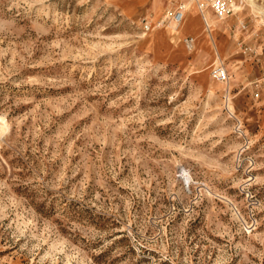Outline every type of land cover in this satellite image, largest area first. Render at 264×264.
<instances>
[{"label": "rangeland", "instance_id": "obj_1", "mask_svg": "<svg viewBox=\"0 0 264 264\" xmlns=\"http://www.w3.org/2000/svg\"><path fill=\"white\" fill-rule=\"evenodd\" d=\"M154 1L0 0V264H264V0Z\"/></svg>", "mask_w": 264, "mask_h": 264}, {"label": "built area", "instance_id": "obj_2", "mask_svg": "<svg viewBox=\"0 0 264 264\" xmlns=\"http://www.w3.org/2000/svg\"><path fill=\"white\" fill-rule=\"evenodd\" d=\"M195 2L200 14L204 17L206 26H208V24L206 22L205 13H207L208 10H211L218 20L223 21L233 15L237 9V0H195ZM186 11V5L180 2L166 15L162 22L166 25L176 27L183 21ZM184 43L187 47L192 48L193 38H185ZM214 76L216 80L221 83H227L230 80V74L225 67H218L215 70Z\"/></svg>", "mask_w": 264, "mask_h": 264}, {"label": "bare ground", "instance_id": "obj_3", "mask_svg": "<svg viewBox=\"0 0 264 264\" xmlns=\"http://www.w3.org/2000/svg\"><path fill=\"white\" fill-rule=\"evenodd\" d=\"M245 1H248V3L254 8V9H256V8H258V3H257V0H245ZM192 2H194V3H196L195 2V0H192ZM154 3H155V5H154ZM159 2L157 1V0H155L152 4L154 5V6H156L157 4H158ZM186 9H187V6H186ZM205 18H206V21H207V19H208V17H207V15L205 14ZM186 19V13H185V15H184V19H183V21ZM182 21V22H183ZM181 22V23H182ZM208 22V21H207ZM180 23V24H181ZM193 47H194V41H193ZM192 47V48H193Z\"/></svg>", "mask_w": 264, "mask_h": 264}]
</instances>
